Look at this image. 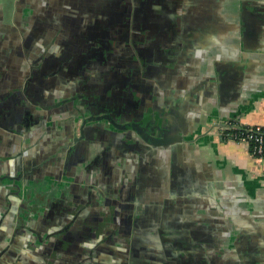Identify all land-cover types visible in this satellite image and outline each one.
Instances as JSON below:
<instances>
[{"label": "flooded vegetation", "instance_id": "obj_1", "mask_svg": "<svg viewBox=\"0 0 264 264\" xmlns=\"http://www.w3.org/2000/svg\"><path fill=\"white\" fill-rule=\"evenodd\" d=\"M12 1L15 26L3 30L20 33L17 60L22 52L28 67L17 70V94L0 96V145L21 144L0 165V264H142L143 253L165 264H259L237 244L213 255L216 241L146 225L112 199L114 183L99 181L113 149L150 137L141 94L173 48L181 0ZM8 59L0 56V91ZM79 170L81 188L66 180Z\"/></svg>", "mask_w": 264, "mask_h": 264}, {"label": "crops", "instance_id": "obj_2", "mask_svg": "<svg viewBox=\"0 0 264 264\" xmlns=\"http://www.w3.org/2000/svg\"><path fill=\"white\" fill-rule=\"evenodd\" d=\"M10 2L7 21L0 0V56L9 58L3 69L9 83L0 91L4 102L17 94V70L28 67L22 52L17 60L20 33L3 30L15 26ZM181 2L173 48L159 71L146 75L153 91L141 94L150 119L145 130L159 142L131 143L128 152L112 148V157L100 163L99 181L114 183L112 199L146 225L175 223L186 240L216 241L213 255L232 253L237 244L242 255L264 264V159L216 136V129L204 131L209 121L264 127V0ZM11 143L0 145L2 168L20 150V142ZM82 170L67 182L81 188Z\"/></svg>", "mask_w": 264, "mask_h": 264}, {"label": "built area", "instance_id": "obj_3", "mask_svg": "<svg viewBox=\"0 0 264 264\" xmlns=\"http://www.w3.org/2000/svg\"><path fill=\"white\" fill-rule=\"evenodd\" d=\"M262 128L261 126L242 127L234 122H224L220 129H217V134L223 140L246 145L250 155L261 160L264 159V137ZM250 144H252L251 151L249 148Z\"/></svg>", "mask_w": 264, "mask_h": 264}, {"label": "trees", "instance_id": "obj_4", "mask_svg": "<svg viewBox=\"0 0 264 264\" xmlns=\"http://www.w3.org/2000/svg\"><path fill=\"white\" fill-rule=\"evenodd\" d=\"M262 133H263V137H264V127L262 128ZM249 148H250V151H251L252 144L249 145ZM198 241H200V240H198ZM198 241H196V242H198ZM143 255H145L146 258L144 259L145 263H144L143 260L141 261L142 264H165L162 260L158 259L157 256H153V255L146 256V254H144V253H143Z\"/></svg>", "mask_w": 264, "mask_h": 264}, {"label": "water", "instance_id": "obj_5", "mask_svg": "<svg viewBox=\"0 0 264 264\" xmlns=\"http://www.w3.org/2000/svg\"><path fill=\"white\" fill-rule=\"evenodd\" d=\"M221 125H215V124H213V125H211V129H210V131H212L213 129H220V127L224 124V122L223 123H220ZM133 128V127H132ZM218 134H216V136H217ZM220 137V136H219ZM221 138V137H220ZM146 140L147 141H149L151 144H156V143H158L159 142V140H157L155 137H147L146 138Z\"/></svg>", "mask_w": 264, "mask_h": 264}, {"label": "rangeland", "instance_id": "obj_6", "mask_svg": "<svg viewBox=\"0 0 264 264\" xmlns=\"http://www.w3.org/2000/svg\"><path fill=\"white\" fill-rule=\"evenodd\" d=\"M5 2V7H6V19L8 20L10 17L8 15V13L10 12V8H11V2L10 0H4Z\"/></svg>", "mask_w": 264, "mask_h": 264}]
</instances>
